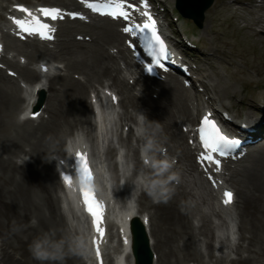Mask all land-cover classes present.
I'll return each instance as SVG.
<instances>
[{
	"label": "bare ground",
	"instance_id": "6f19581e",
	"mask_svg": "<svg viewBox=\"0 0 264 264\" xmlns=\"http://www.w3.org/2000/svg\"><path fill=\"white\" fill-rule=\"evenodd\" d=\"M51 1L54 3L52 5L64 9L76 6L75 0ZM260 22L256 20L254 25ZM117 23L107 18H100L99 22L90 24L65 19L59 23L57 36L60 38L57 39L56 50L46 45L39 48L35 43L17 42L6 33L3 35L5 48L12 50L16 59L0 56L5 65L4 70L0 68V264H40L31 254L30 244L44 233L64 241L62 264H86L89 263L88 259L90 264H103V238L93 228L87 237L90 255L87 258L85 253V260L80 256V248L76 243L79 232L70 224L67 213L60 205L58 192L61 182L53 158L65 157L66 137H73L77 133L73 131L75 128L81 130L90 141L93 140L90 118L93 109L88 92L98 94L95 85L115 91L120 96L117 106L120 105L125 112L123 116L117 114L116 121L120 123L118 143L127 151L123 152L126 160L127 157L130 159L131 152L134 170L144 168L142 160L137 157L139 148L130 141L134 129L132 124L136 122L134 113L139 109L146 116L147 135L144 138L154 142L149 155L164 159L157 145L163 147L167 156L176 159L169 171L178 173L179 178L183 168L195 171L192 148L186 143V133L180 128L192 124L205 107L215 111L218 107L227 110L236 105H245L247 109L241 114L237 125L244 122L252 129V139L264 137L263 106L255 100L247 102L244 95L234 99L236 93L240 94L232 83L239 81L236 73L230 72L236 55L224 44L215 41L214 34L219 30L203 28L212 34V53L203 52L205 59L197 67L198 81L211 102L205 105L202 101H192L189 89L184 88L174 77L170 76L165 81L140 79L137 76L139 73L131 70L132 59L124 47V36L117 29ZM238 30H242L247 38L256 37L257 41H264V28L260 31L251 24H245ZM216 53L220 56L216 57ZM20 56L25 58V63L19 62ZM45 58L61 63L65 72L55 71L41 82L38 78L39 67H33L32 63ZM215 59L226 64L224 69L227 77L211 65ZM120 61L124 63V69L120 67ZM204 65H208L210 70L206 71ZM7 69L14 71L16 76L8 75ZM73 73L79 77L73 78ZM16 77L33 84L30 89H26L25 94H21ZM129 79H133L145 96L133 91V87L128 85ZM239 83L242 84V81ZM34 88H37V95L44 93L43 106L35 120L28 117L31 110L25 111L27 107L34 106ZM151 92L156 94L157 99L149 96ZM128 108L134 113L128 112ZM19 114H23L21 121L18 120ZM232 117L237 119L234 114ZM126 125L128 130L123 135ZM144 138L141 136L138 140ZM113 150L108 141L105 157L109 162ZM110 166L113 167L112 163ZM151 175L152 169L148 171V176ZM167 175L165 173V177ZM129 181L130 178H127L126 188ZM225 181L235 193L237 215L233 224L239 231L238 242L227 248V253L232 255L230 263L264 264V144L240 160ZM71 183L73 185V181ZM193 183L197 192L189 190L180 179L177 186L170 181L165 198H154L147 190L139 188L137 206L147 211L146 216L139 210L118 216L116 250L118 254L126 251L128 264H133L127 229L130 217H140L145 224L149 246L154 253L152 264L220 263V259L213 254L211 241L215 234L208 212L200 208L197 210L194 204L196 199L201 198L202 202L213 207L216 195L198 173ZM117 194L119 199L123 197V192L117 191ZM211 213L218 216L219 227L227 226L226 217L217 204ZM234 233L235 230L232 235ZM94 238L98 243H93ZM200 238H204V252L199 247ZM219 240L226 244L229 242L228 236H219ZM97 247L100 249L99 258L96 256Z\"/></svg>",
	"mask_w": 264,
	"mask_h": 264
},
{
	"label": "rangeland",
	"instance_id": "374dc122",
	"mask_svg": "<svg viewBox=\"0 0 264 264\" xmlns=\"http://www.w3.org/2000/svg\"><path fill=\"white\" fill-rule=\"evenodd\" d=\"M163 1H164V7L166 8V12L168 14L171 13L169 15H171L172 17H177L178 19L173 29L185 35L192 42L197 43L201 51L205 53H212L210 49V43H211L210 41H212V34L208 33L207 31H204V29L208 30L209 28H212L219 30L217 34H214V39L216 42L224 44V46L228 48L230 52L235 53L236 56L233 59V65L230 67V72L236 73L235 74L236 79L242 81V84H240L239 81L233 82L231 80L232 83L235 84L233 88L236 91L240 92L239 95L236 93L234 99L235 100L239 99L240 97H242V95H244V100H246L247 102L251 100H255L257 102H264V41L262 42L257 41L256 37L247 38L246 34L242 30L240 31L238 30L239 27L245 24H251L253 25L254 29L260 31L261 29L264 28V0H260V2L259 0H242L245 2L240 4L236 3L235 0H214L212 5L205 12L207 14V17L204 18L202 27H197L189 19L181 18L174 9V2H172L171 0H163ZM13 2H20V3H26L32 5L36 3L54 4L51 3L53 2L51 0L48 1L47 0H0V26L4 25L3 24L5 20L4 15L6 14L10 4H12ZM217 8L220 9L216 10ZM168 18L171 19L170 16H168ZM256 20H261V22L258 25H254ZM52 49L54 50L55 47H53ZM5 50L6 52L11 53V56H13L14 52L12 50H8L7 48ZM191 53L194 55L198 54L197 51H192ZM215 55L216 57H218L219 54L216 53ZM14 58L16 59V57ZM33 62L34 65H36L37 62L40 61L39 59H36ZM58 65L61 67L60 68L62 70L61 73H64L65 70L62 64L58 63ZM120 65L123 67V63L120 62ZM211 65L221 75L227 77V72L224 69L226 64L224 65V62L222 60L215 59L211 62ZM204 67L206 71L210 70L208 65H204ZM72 75L73 78L79 77L78 74L76 73H73ZM19 79L20 78H18L17 80ZM130 81L131 80H129V85H132L130 84ZM150 87L152 88L153 86L151 85ZM100 88L101 87L99 86V89ZM138 89H139L138 87H133L135 93L138 92V94L139 93L142 94V91ZM194 91L197 93L196 90ZM21 94H23V91H21ZM142 95L145 96V94ZM149 96L153 99H157L156 94L153 92H151ZM229 109L233 114L235 112L236 114L241 115L247 109V107L245 105H236ZM127 110L128 112L131 111V113H133V110L131 108H128ZM117 111L119 112L120 115H123V111L125 112V110L121 106L117 108ZM137 113L136 114L138 115V117H141L143 119V123L141 127L142 135L146 136L147 128L144 125L146 116L141 109H139V112ZM179 124L180 123H178V127H177L178 129H179ZM134 143L135 145H137V143L147 144L143 141L138 142V140H135ZM157 147L158 149L160 148L158 145ZM160 150L162 156V154H164V149L162 148ZM170 156H168V159L170 158ZM139 169L141 168H138V170ZM181 173L182 176L179 178L181 182L184 183L187 186V188L192 192H197V189L193 183L194 174L196 173L186 168H183ZM227 178L228 175L226 174V179ZM179 179L172 181V185L177 186L179 183ZM215 203L216 202H214V204ZM194 204L197 210L201 208L204 209L205 211H208V217L209 219H211V225H212L211 227L214 229L213 231L215 234L214 240L211 241L214 256L220 259L219 264H231L230 258L232 257V255H229L227 253L228 243L227 244L222 243L218 237L220 234H217L216 232L218 230L217 223L219 222V220L215 214L213 215L211 213L212 207L209 204L202 202L201 198L196 199ZM139 211L142 213L144 212L147 213V211L143 210L142 208H140ZM230 212L234 217H236L237 208L235 204L231 207ZM238 233L239 231L237 227H235V233L233 235V239L231 240V243H229L230 246H234L238 242L237 240ZM203 239L204 238H200L199 247L204 252L205 244ZM72 241L74 242L75 238ZM205 260L211 263L207 257H205Z\"/></svg>",
	"mask_w": 264,
	"mask_h": 264
},
{
	"label": "snow or ice",
	"instance_id": "6c2138e0",
	"mask_svg": "<svg viewBox=\"0 0 264 264\" xmlns=\"http://www.w3.org/2000/svg\"><path fill=\"white\" fill-rule=\"evenodd\" d=\"M21 11L26 12L31 16V13L27 8H22ZM40 12L44 17H51L52 20H56L60 16V10L56 8H41ZM109 15H111L112 17H116L117 15H119L125 20L129 19L128 13L122 10L118 4L116 5V10L109 13ZM145 15L147 16V22L143 23V25H126L123 28V31L125 33H131L133 36H136L137 34H142L145 31L149 32V41L154 42L159 47L161 55H163L164 46L160 37L156 34V22L147 13H145ZM14 22L18 26V28L25 33L38 34L41 38L44 39L52 38L50 35H48V33L49 31H54V29H50L49 24L41 23L38 19L34 17L32 18L31 22L20 19H14ZM154 62L159 64L160 61L158 59H154ZM148 71H151V65H149ZM112 98L113 100H115L114 96ZM198 132L201 146L204 149V152L198 157V159L213 163L217 166V170H219L218 166L220 164V161L219 159H214L213 154H217L221 157L225 156L227 154L226 150L232 147L233 145L237 144L238 141L229 139L225 135L221 134L220 129L208 116H204L201 119ZM76 158L79 161L76 172H78L80 175V194L82 203L84 205V210L91 216L92 227L95 232L98 233L101 238H103L104 229L101 227V225L104 219V208L102 203L95 198V194L90 187V182L92 180V172L87 163V154L77 152ZM63 179L70 186L71 175H65ZM232 195L233 194L231 192L225 191V204L231 202ZM93 243H98L95 238L93 239ZM96 256L97 258H99L100 256L99 247H97L96 249Z\"/></svg>",
	"mask_w": 264,
	"mask_h": 264
},
{
	"label": "clouds",
	"instance_id": "9594fccd",
	"mask_svg": "<svg viewBox=\"0 0 264 264\" xmlns=\"http://www.w3.org/2000/svg\"><path fill=\"white\" fill-rule=\"evenodd\" d=\"M154 147V142L149 140L142 151L145 162L152 169V175H141L138 177L148 194L154 198H165L169 189L170 181L179 179L178 173L170 172L172 162L167 158L157 159L154 154L149 155V151ZM165 173L168 175L165 177ZM30 252L40 264H62L64 253V241L52 238L44 233L33 239L30 244Z\"/></svg>",
	"mask_w": 264,
	"mask_h": 264
},
{
	"label": "water",
	"instance_id": "95a60500",
	"mask_svg": "<svg viewBox=\"0 0 264 264\" xmlns=\"http://www.w3.org/2000/svg\"><path fill=\"white\" fill-rule=\"evenodd\" d=\"M213 0H175V7L179 13L201 27L205 11L211 6ZM42 99V95H40ZM133 254L136 264H151V251L145 233L139 222L133 221Z\"/></svg>",
	"mask_w": 264,
	"mask_h": 264
}]
</instances>
